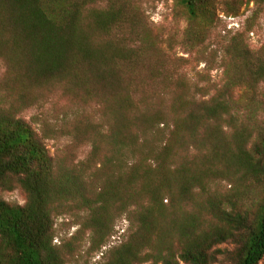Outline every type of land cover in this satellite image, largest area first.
Segmentation results:
<instances>
[{"label":"trees","instance_id":"trees-1","mask_svg":"<svg viewBox=\"0 0 264 264\" xmlns=\"http://www.w3.org/2000/svg\"><path fill=\"white\" fill-rule=\"evenodd\" d=\"M173 3L186 54L220 16L250 4L264 14V0ZM251 31L224 36L211 92L171 63L141 0H0V193L25 194L23 205L0 196V264H73L54 243L62 207L86 213L97 250L126 218L100 264H261L264 44L251 50ZM56 92L100 111L102 123L73 134L91 145L83 168L54 158L22 116ZM98 163L100 183L87 174Z\"/></svg>","mask_w":264,"mask_h":264},{"label":"rangeland","instance_id":"rangeland-1","mask_svg":"<svg viewBox=\"0 0 264 264\" xmlns=\"http://www.w3.org/2000/svg\"><path fill=\"white\" fill-rule=\"evenodd\" d=\"M141 1L150 18L153 30L160 37V45L171 63L179 71L186 73L194 85L200 88L206 86L211 92L223 83V68L219 61L227 44L228 39L224 36L228 31L236 32L251 27V34L248 35L251 50L258 51L264 44V14L255 15V6L250 4L243 8L238 17L232 18L234 20L220 16L221 22L208 34L204 47L186 54L183 42L187 24L183 15L175 10L173 0ZM4 73L5 69L0 63V80ZM259 92L257 102L261 104L263 110L259 112L258 117L263 119L264 86ZM237 96L239 98L240 94ZM22 116L28 120H34L35 126L42 130L41 133L46 132L48 138L45 144L53 157L72 169L83 168L82 165L89 160L91 152V145L88 143L81 147L73 144V134L77 130L89 129L90 123H102L97 107L69 102L62 97L60 92L52 94L49 99L24 112ZM98 164L93 165L87 174L92 180L95 178L100 183L103 164ZM219 188L223 190L224 185L221 184ZM0 196L14 205L25 203V194L20 189L8 193L2 192ZM86 217V213L77 207H62L56 210L54 243L61 248L68 261L73 264H100L104 261L103 255L110 248L119 245V240L123 233L127 232L129 223L124 217L115 221V234L108 239L105 247L97 250L92 243L91 231L83 226ZM261 264H264V261Z\"/></svg>","mask_w":264,"mask_h":264},{"label":"built area","instance_id":"built-area-1","mask_svg":"<svg viewBox=\"0 0 264 264\" xmlns=\"http://www.w3.org/2000/svg\"><path fill=\"white\" fill-rule=\"evenodd\" d=\"M223 17V16H222ZM225 18V17H224ZM229 20H234V19H232V18H229ZM237 26V25H236Z\"/></svg>","mask_w":264,"mask_h":264}]
</instances>
